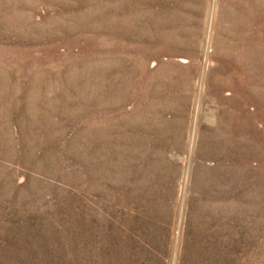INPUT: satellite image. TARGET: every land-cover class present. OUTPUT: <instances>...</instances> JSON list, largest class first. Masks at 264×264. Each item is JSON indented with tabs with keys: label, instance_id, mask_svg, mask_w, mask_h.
<instances>
[{
	"label": "rangeland",
	"instance_id": "obj_1",
	"mask_svg": "<svg viewBox=\"0 0 264 264\" xmlns=\"http://www.w3.org/2000/svg\"><path fill=\"white\" fill-rule=\"evenodd\" d=\"M0 264H264V0H0Z\"/></svg>",
	"mask_w": 264,
	"mask_h": 264
}]
</instances>
